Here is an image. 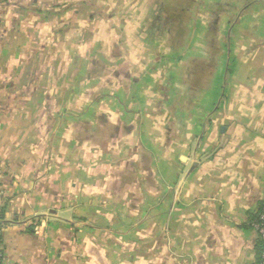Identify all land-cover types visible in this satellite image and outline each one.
<instances>
[{"label": "crops", "instance_id": "0c3cea01", "mask_svg": "<svg viewBox=\"0 0 264 264\" xmlns=\"http://www.w3.org/2000/svg\"><path fill=\"white\" fill-rule=\"evenodd\" d=\"M262 204L264 0H0L1 263L260 264Z\"/></svg>", "mask_w": 264, "mask_h": 264}, {"label": "rangeland", "instance_id": "374dc122", "mask_svg": "<svg viewBox=\"0 0 264 264\" xmlns=\"http://www.w3.org/2000/svg\"><path fill=\"white\" fill-rule=\"evenodd\" d=\"M90 8H88V9H86L85 11H87V13L86 14H88V12H90ZM92 10H94V8H92ZM102 11L103 12H105V10L104 9H102ZM111 13H114L115 12V9H113V10H111L110 11ZM106 14H107V12H105ZM106 14H104V16H106ZM108 15V14H107ZM88 26V27H87ZM121 25H119L118 27H120ZM91 25L89 24V25H86L85 24V27L83 28V30L82 31H84L83 32V34H84V39L83 38H81V37H79L78 38V40L76 41V46L77 47H81V43L84 41L85 43H87V42H89L90 40V38H89V36L92 34L91 33ZM118 27H117V29H118ZM122 30H123V27H120ZM119 28V29H120ZM121 29H120V31H121ZM76 30H78V28H76ZM123 35V31H122V34H121V36ZM85 36H86V38H85ZM103 41H106V40H102V42ZM119 43H124V40L122 39V41H118ZM168 42V43H167ZM166 43H165V49H170V48H178V53H179V55H181L182 54V50L183 49H185L188 45H189V39H187V38H185V39H181V38H177L175 41H167ZM206 42H209L210 43V41H206ZM212 43L211 44H207V45H205V47L206 48H209V47H213V48H215L216 46H218L216 43H214V41H211ZM84 43V44H85ZM109 43V42H108ZM109 44H111V47H112V43H109ZM124 45H125V43H124ZM211 45V46H210ZM105 46L107 47V42H105ZM91 47H92V45L90 44L88 47H86L85 46V48H87V49H89V51H87V52H90L92 49H91ZM212 49V48H211ZM81 52H79L78 54H80ZM159 53V52H158ZM89 53H87V55H88ZM108 56H105V55H102V56H100V58L102 59V61H103V63H107V58ZM194 57L195 56H193V59H194ZM90 59H91V57L90 56H87V58L86 59H83V62H84V64H85V61H86V64L87 63H89L90 62ZM53 60L54 59H52L51 60V62H52V64H53ZM74 61L72 62V63H70V64H75V65H79V64H82L81 63V58L79 57V55H78V57L77 56H75V58L73 59ZM154 60H158V59H156V58H154ZM55 62V61H54ZM155 61H151V63H154ZM168 62V61H167ZM208 58L206 57V60H205V63H206V65H208ZM90 64V63H89ZM165 64V63H164ZM181 64H182V70H181V73H180V79H181V82H185V84L183 85V87H181L179 90H181L180 91V95L181 96H183L182 94H186V90L184 89V86H187V84H189L190 82H192L193 80H189L188 79V77H189V75H188V72H189V67L190 66H192V60L191 59H189V60H185V61H183V62H181ZM166 66H165V68H167V67H170L171 66V62H168V63H166L165 64ZM74 66V65H73ZM199 67L200 66H198L197 67V69H199ZM171 68V67H170ZM201 73H202V71H196V77H199L200 78V76H201ZM72 75V74H71ZM187 83V84H186ZM169 83H167V82H164V88H163V90H164V92H165V94H167V93H169V87L167 86ZM185 97V96H184ZM184 106H186V105H184Z\"/></svg>", "mask_w": 264, "mask_h": 264}, {"label": "built area", "instance_id": "2783aa9c", "mask_svg": "<svg viewBox=\"0 0 264 264\" xmlns=\"http://www.w3.org/2000/svg\"><path fill=\"white\" fill-rule=\"evenodd\" d=\"M250 226L256 232L259 241V263L264 264V205L252 215ZM0 264H3L0 262Z\"/></svg>", "mask_w": 264, "mask_h": 264}, {"label": "trees", "instance_id": "16d2710c", "mask_svg": "<svg viewBox=\"0 0 264 264\" xmlns=\"http://www.w3.org/2000/svg\"><path fill=\"white\" fill-rule=\"evenodd\" d=\"M263 205H264V204H262L261 206H263ZM261 206H260V207H261Z\"/></svg>", "mask_w": 264, "mask_h": 264}]
</instances>
